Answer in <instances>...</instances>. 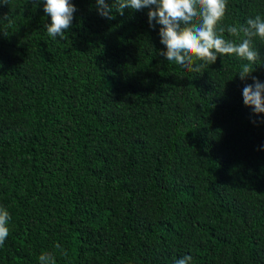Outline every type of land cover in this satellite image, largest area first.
I'll return each mask as SVG.
<instances>
[{"label": "trees", "instance_id": "obj_1", "mask_svg": "<svg viewBox=\"0 0 264 264\" xmlns=\"http://www.w3.org/2000/svg\"><path fill=\"white\" fill-rule=\"evenodd\" d=\"M71 2L55 40L42 0L0 5V264H264V113L243 103L247 61L189 71L159 54L147 8L108 20ZM257 14L264 0H228L221 26Z\"/></svg>", "mask_w": 264, "mask_h": 264}, {"label": "clouds", "instance_id": "obj_2", "mask_svg": "<svg viewBox=\"0 0 264 264\" xmlns=\"http://www.w3.org/2000/svg\"><path fill=\"white\" fill-rule=\"evenodd\" d=\"M33 8L41 0H26ZM97 13L101 17L115 19L113 12L120 15L124 10L140 11L147 8L149 27L160 25V43L166 48L159 54L167 61L192 72L202 73L213 65L217 57L235 56L247 61L240 65L237 73L241 81L250 78L251 84H245L242 98L245 106L251 107L254 114L264 113V82L251 74L260 59L254 41L264 42V16L250 17L243 25L221 26L228 6V0H95ZM8 5V0H0V5ZM44 13L50 18L45 25L47 35L52 39H64V34L72 26L73 14L77 11L71 0H42ZM225 31L232 38H225ZM7 35L6 32H4ZM242 34V35H241ZM236 75V76H237ZM255 123V121H253ZM9 212L0 207V246L9 236ZM62 255H66L60 246H56ZM192 257L185 255L175 259L174 264H191ZM38 264H56L53 253H42Z\"/></svg>", "mask_w": 264, "mask_h": 264}]
</instances>
